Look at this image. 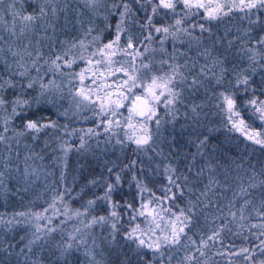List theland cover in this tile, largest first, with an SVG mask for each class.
<instances>
[{
	"label": "snow or ice",
	"instance_id": "snow-or-ice-1",
	"mask_svg": "<svg viewBox=\"0 0 264 264\" xmlns=\"http://www.w3.org/2000/svg\"><path fill=\"white\" fill-rule=\"evenodd\" d=\"M77 2L82 3V9L73 8L69 0H0V112L11 107L0 122V196L7 199L27 192L25 185L35 182L31 178L39 179L34 161L44 160L43 151L49 142L45 140L44 147L36 152L24 138L37 141L49 130L58 142L53 152L59 151L60 155L53 156V163L61 168L62 182L69 154L88 153L92 138H96L97 147L101 136L104 143L114 140L122 149L134 145L135 158L119 165L113 161L111 166H105V174L86 182V187H100L103 192L94 193L83 211L76 209L70 214L64 196L72 189L64 187L43 211H19L9 217L0 214V230L31 229L30 236L20 237L22 246L0 239V252L8 257L9 264H73L77 254L85 258L83 264H102L96 258L100 245L91 230L107 225L110 232L103 239L115 244L123 218L119 209L123 207L130 222L144 217L146 225L142 228L136 223L123 233V239L132 245V256L126 255L123 264H173L174 260L175 264H221L214 257L222 258L223 264H264V159L255 158L253 163L245 156H232L227 161L214 163L209 158L201 163L213 128L189 139L183 156H179L181 149L174 143L175 137L168 144L167 156L158 144L162 126L175 124L180 118L179 106L186 109L183 116L192 122L193 129L201 124L206 105L195 101L186 104L185 92L194 97L203 89L221 101L216 107L226 113L229 131L239 133L254 146L253 153L259 150L260 157H264V74L255 86L251 83L257 72L264 73V0ZM5 13L10 21H6ZM70 13L74 15L70 17ZM236 21L239 23L234 24ZM129 22L136 26L139 36L130 30ZM73 28H78L80 35L70 38L67 33ZM58 30L65 33L63 39L57 35ZM44 47L49 49L47 55ZM233 48L237 56L243 53L250 62L246 68L238 71L235 63L229 66ZM80 62L84 66L76 70ZM233 75L236 89L252 93L243 105L237 104L235 92L219 91L217 96L215 86L232 83L228 77ZM58 77L61 83H57ZM37 86L38 95L31 100L25 98ZM65 87L75 108L72 115L84 121L91 119L94 126L70 129L43 113L29 116L27 111L17 110L31 109L33 103L39 108L41 98L49 104L55 103L56 97L64 99ZM9 91L13 93L11 99L5 95ZM243 108L251 109L260 129L247 121ZM60 115L68 117V110ZM17 117L22 119L21 129L13 126ZM78 132V144L64 139ZM22 142L26 149L23 154ZM141 155L149 161L154 156L166 161L162 194L157 195L133 174L137 199L121 204L113 196L123 185V173L133 169L144 172ZM169 157L177 163H171ZM160 168L156 164L152 171ZM14 179L19 186L12 185ZM145 192L149 194L146 201ZM228 192L231 199L222 207L219 197ZM97 201L107 205L108 215H89ZM58 202L62 208L57 207ZM49 209L51 215H47ZM200 214L207 232L200 228ZM60 215L66 219L81 217L82 226L65 232L61 225L66 220L53 224V217ZM161 220L165 221L163 225ZM217 220L221 223L217 224ZM58 232L59 240L54 235ZM225 232L245 241L251 239L254 244L227 243Z\"/></svg>",
	"mask_w": 264,
	"mask_h": 264
},
{
	"label": "trees",
	"instance_id": "trees-1",
	"mask_svg": "<svg viewBox=\"0 0 264 264\" xmlns=\"http://www.w3.org/2000/svg\"><path fill=\"white\" fill-rule=\"evenodd\" d=\"M69 3L73 8L80 7L83 8L82 3H78L77 0H69ZM28 11H31V8H28ZM74 15V13H70V17ZM63 16V14H61ZM6 21H10L11 17L5 13ZM87 16L85 20H87ZM159 22V21H158ZM19 23V22H18ZM63 24V19L60 21ZM96 23H100L99 20H96ZM239 23L238 21L234 22ZM102 26V25H101ZM128 27L130 30L139 36V32L134 24L129 22ZM246 27V25H245ZM7 37V32L3 33ZM57 35L60 39H63L65 36L64 32H59ZM67 35L71 38L72 36H79L80 32L78 28H73L71 32L67 33ZM107 38V34H106ZM123 42V41H122ZM159 47V45H155ZM169 51H171V41L168 42ZM178 47L184 48L185 45H179ZM44 53L47 55L49 53V49L44 47L42 49ZM148 55H152L149 53ZM156 58L159 59V53H156ZM117 59H121V57H117ZM181 63L183 62V58H181ZM203 59H201V63H203ZM235 63L237 70H242L248 66L250 63L246 56L241 53L239 56L236 55V49L233 48L231 53L229 54V66ZM83 62H80L76 66V70H79L80 67H83ZM3 71L2 66H0V72ZM43 72V69L41 70ZM264 74L261 72H257L255 76L251 78V83L255 86L259 82L260 76ZM35 76V72L32 73ZM51 76V73L45 77V82ZM228 80H231L232 83H225L223 86H215V90L217 92V96L219 91L226 92H235L236 100L238 105H243L247 98H251L252 93H244L242 90H238L235 88V79L234 75L229 76ZM66 83V80L63 81ZM57 83H61L60 78H57ZM243 87V86H242ZM30 95H27L25 98L32 99L39 93V87L37 86L33 90H29ZM7 98H13L12 91H9L5 94ZM259 95V92H257ZM185 103H189L191 101H195L196 103H204L206 106L203 109L201 124L193 129L191 127V121L185 120L183 113L186 109L183 106L180 107L179 119L175 122V124H166L161 128V137L158 140V144L163 148L164 155L167 156L169 152L168 144L173 141V137H175L174 143L181 149L179 152V156H183L184 150H188L187 141L189 139H194L195 136L200 133H207L208 128H213L214 132L211 133V140L208 149L206 150V156L201 163H204L207 159L213 158V162L215 163L217 160L219 161H227L229 157L235 156L240 158L241 156H245L248 159H252V162L255 163V158L264 159V157H260V152L257 150L255 153L252 152L253 145L250 142L244 140L243 137L236 132H230L227 120L226 113L220 111V108L216 107L217 104L221 103V101L211 95V93H205L203 89H201L196 96H190L187 91L185 92ZM264 98V97H261ZM45 98H41V103L39 108L37 105L33 103L31 109H23L18 108L17 110L20 112L27 111L29 116L33 114L43 113L45 115L50 116L53 120H56L59 124L64 125L67 124L69 128H88L94 126V121L89 119L84 121L83 119H77V116H73L72 113L75 111L74 106L71 103V97L68 95V89L65 87L64 89V99H59V97L55 98V103L49 104L45 103ZM68 110V117L60 115V113ZM11 112V107H8L7 112H0V122L2 119L7 116ZM206 114V115H205ZM242 114L245 115L247 121L257 129H260L262 126L259 121L256 120V117L252 115L251 109L243 108ZM83 116L90 115L89 113H83ZM13 126L17 129L22 128V119L21 117H17L13 121ZM78 135L74 137H64V139L69 140L72 144H78ZM47 140L49 142V147L44 148L43 155L44 160H35L34 164L38 168L39 171V179L32 177L35 182L33 184L25 185L28 188L27 192H23L20 195L16 196H8L5 199L3 196H0V214L5 215V217L11 216L15 212L19 211H36L40 212L43 209L48 208V206L52 203L53 198L57 196L60 192L64 191V187H69L72 189L71 193L66 194L64 196V203L67 204L70 214L74 212L76 209H80L83 211L85 207H87L88 199L93 198L94 193L103 192V188L100 187H92L87 186L86 182L92 178H99L102 174H105V166H111L114 161L116 164H121L128 162L130 159L135 158L134 152L132 151L135 146L128 145V147L123 148L121 145H117L113 140L112 143H104V136L99 137L101 141L99 147L96 146V138H92L89 142L90 151L84 155H81L75 151L71 152L68 157L67 169L65 174V179L62 182L60 179L61 168L57 163H53V156L60 155L59 151L53 152V149L58 148V142L55 140L54 136L50 133H42L40 138L37 141H31L27 138H24L31 147L35 149L36 152H40V149L44 147V142ZM20 151L23 154L26 149L23 147V142L20 146ZM154 155V154H153ZM171 163L174 165L177 163V160L173 157L168 158ZM139 160L144 163L145 170L144 172H139L137 169H133L132 171L122 174L123 176V185L122 187L114 194L113 199L123 204L125 201H133L137 199V187L135 182L132 180V175L135 174L138 179L143 180L149 188L156 192L157 195H161L160 186L166 181L163 179L162 168L166 161L163 160L162 157H155L152 161H149L147 157L141 155ZM156 164H160L161 168L152 171V169L156 168ZM42 165V166H41ZM247 167V165H245ZM179 167L183 170V164H180ZM16 175V174H14ZM75 177V179H73ZM206 180V176H205ZM12 185H17L16 180L11 181ZM102 183V181H101ZM20 184H23V181H20ZM82 187H86L85 192L80 193V189ZM80 193V195H77ZM22 196V198H21ZM226 197V198H225ZM144 201L149 198V194L147 192L143 195ZM231 199V192L225 193L224 196L219 197L220 204L223 207L227 200ZM240 202H237V207H239ZM138 207V204L136 205ZM154 206V204L152 205ZM183 206V205H181ZM58 208H62V203H57ZM175 210V209H174ZM121 211L123 218L118 225L120 228V232L117 233V242L115 244H108L104 237H107L110 228L105 225L103 229L99 226H95L91 231L93 237L96 238L97 244L100 246L96 248V258L100 260L102 264H123L125 260V256H132L131 248L132 245L123 239V233L130 230L136 223H140L141 227H146L143 223L144 217H139L137 221H131L128 216L126 210L121 207L119 209ZM52 210L49 209L47 215H51ZM89 215H108V207L101 201H97V205L95 208L89 209ZM165 218H167V214H165ZM81 217L73 216L72 219H66V217L60 215L58 217H53V224H59L61 220H66V222L61 225L65 232H70L73 230L75 226H82L79 224ZM86 219V218H85ZM255 222V221H253ZM43 223V222H42ZM161 225L165 223L164 220L160 221ZM221 223V221L217 220V224ZM231 226V225H230ZM200 228L203 232L208 231V227L205 226V222L203 220V214H200ZM235 230V229H234ZM31 234L30 228L25 227H17L13 232H6L4 230H0V239H3L6 242L16 243L22 246V241H20L21 236H25L27 238ZM247 235V233H245ZM57 240L60 239V233L54 234ZM225 241L227 243L234 242L235 245H253L254 241L249 239L245 241L241 236H233L230 233H224ZM198 239V237H196ZM92 237L89 238V243L91 244ZM18 250V249H17ZM179 255V254H178ZM84 257L82 255L77 254V258L73 260V264H83ZM215 260H220L221 264H223V260L220 257H214ZM0 264H9L8 257L0 252ZM14 264V262H13ZM175 264V260L173 261Z\"/></svg>",
	"mask_w": 264,
	"mask_h": 264
},
{
	"label": "rangeland",
	"instance_id": "rangeland-1",
	"mask_svg": "<svg viewBox=\"0 0 264 264\" xmlns=\"http://www.w3.org/2000/svg\"><path fill=\"white\" fill-rule=\"evenodd\" d=\"M88 18V17H87Z\"/></svg>",
	"mask_w": 264,
	"mask_h": 264
}]
</instances>
